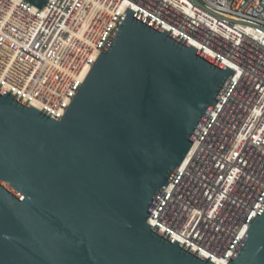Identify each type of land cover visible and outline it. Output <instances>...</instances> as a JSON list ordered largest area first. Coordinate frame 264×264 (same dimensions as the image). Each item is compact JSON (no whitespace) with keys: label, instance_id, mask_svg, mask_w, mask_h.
<instances>
[{"label":"water","instance_id":"obj_1","mask_svg":"<svg viewBox=\"0 0 264 264\" xmlns=\"http://www.w3.org/2000/svg\"><path fill=\"white\" fill-rule=\"evenodd\" d=\"M234 75L127 9L60 120L0 89V264H214L150 220ZM228 264H264V204Z\"/></svg>","mask_w":264,"mask_h":264},{"label":"built area","instance_id":"obj_2","mask_svg":"<svg viewBox=\"0 0 264 264\" xmlns=\"http://www.w3.org/2000/svg\"><path fill=\"white\" fill-rule=\"evenodd\" d=\"M127 9L235 73L150 220L228 264L264 201V0H0V89L60 120ZM29 48L48 57L31 86L20 57L44 59Z\"/></svg>","mask_w":264,"mask_h":264},{"label":"bare ground","instance_id":"obj_3","mask_svg":"<svg viewBox=\"0 0 264 264\" xmlns=\"http://www.w3.org/2000/svg\"><path fill=\"white\" fill-rule=\"evenodd\" d=\"M132 9L139 13V11L137 9H135V8H132ZM188 14H190L191 16H194V13L192 11L188 12ZM15 41H16V39L8 38V44L16 47V46H18V44ZM29 50H30V52H32V53L38 55L39 57H41L42 59H44L43 62L42 61L38 62V61L32 60V63L29 64L28 62L31 59V56H29L27 59H23V55L20 57V63L22 64V69L24 70V72H26L31 77V78H29V84L31 86L35 82L34 78L37 77V75H38V65L41 63L42 68H45L48 57L44 56L41 52H35L33 49L29 48ZM89 58L91 59V55H89ZM230 91H231V89L228 90V93ZM60 113L61 112H57V115H59ZM52 114H56V113H51V115ZM260 204L263 206L264 201L262 200ZM220 264H222V263H220Z\"/></svg>","mask_w":264,"mask_h":264}]
</instances>
